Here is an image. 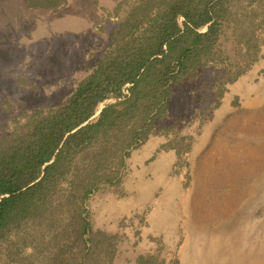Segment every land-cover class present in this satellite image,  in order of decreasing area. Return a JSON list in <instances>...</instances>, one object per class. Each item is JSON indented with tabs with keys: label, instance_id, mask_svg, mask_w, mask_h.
Listing matches in <instances>:
<instances>
[{
	"label": "trees",
	"instance_id": "trees-1",
	"mask_svg": "<svg viewBox=\"0 0 264 264\" xmlns=\"http://www.w3.org/2000/svg\"><path fill=\"white\" fill-rule=\"evenodd\" d=\"M34 1L50 9L65 2ZM112 16L106 46L65 101L24 112L0 136V264H113L116 235L93 229L88 199L121 182L177 88L208 70L207 118L260 58L264 0H120ZM180 140L183 147L170 146L178 159L193 144ZM134 264L166 261L157 251Z\"/></svg>",
	"mask_w": 264,
	"mask_h": 264
},
{
	"label": "rangeland",
	"instance_id": "rangeland-1",
	"mask_svg": "<svg viewBox=\"0 0 264 264\" xmlns=\"http://www.w3.org/2000/svg\"><path fill=\"white\" fill-rule=\"evenodd\" d=\"M29 1L37 3L0 0V136L16 119L23 121L24 112L65 101L90 70L91 56L106 46L120 0H65L56 9ZM261 40L260 58L227 85L221 112L204 113L214 99L205 70L176 89L158 132L131 151L140 160L130 154L121 182L88 199L93 229L116 235L113 264H134L138 254L157 251L166 264H264V34ZM207 121L210 133L225 132L227 141L223 167L211 152L216 171L209 183L193 172V161L207 156V143L199 155L183 153L171 168L168 153L157 161L163 144L175 150L170 146L186 142L181 136L195 141ZM167 126L175 127L164 133ZM138 188L148 194L139 198ZM137 205L142 208L134 210Z\"/></svg>",
	"mask_w": 264,
	"mask_h": 264
},
{
	"label": "crops",
	"instance_id": "crops-1",
	"mask_svg": "<svg viewBox=\"0 0 264 264\" xmlns=\"http://www.w3.org/2000/svg\"><path fill=\"white\" fill-rule=\"evenodd\" d=\"M227 91L223 94L222 98H221V104L214 110V113H219L222 111V109L224 108V106L226 105V103L224 104V98L226 97ZM224 101V102H223ZM223 103V104H222ZM225 111V109L223 110V112ZM224 116V115H223ZM217 119H219V122H223V120L225 119L224 117H222V114L220 117H217ZM214 120V119H213ZM210 121H207V125H205V127L203 128V131L201 132V134H199L198 138L196 137L195 141H193L192 147H191V153L194 155H196L195 152H198V155L200 154V150L203 149V147H205L206 143H207V156L202 157V162H199L198 164L196 163L197 161H193V172L195 173H201V176H206L207 178V182L209 183L210 181V175L212 173H214L216 171V167H215V163H212V158H211V152L214 151L215 152V157L218 155V163L220 162L221 167H223L225 165L224 161H225V157H224V151L226 150V139H225V132L221 133L220 132H215V133H210V126H212V124ZM150 139V138H148ZM147 139V140H148ZM146 142V141H145ZM163 143V142H162ZM144 144V143H143ZM142 144V145H143ZM141 145V146H142ZM165 149H160L159 151H156V156L159 160L157 161H162V160H166L167 154L168 153V157H173V160L170 161V168L172 166V162H174V160H176L177 158V154L175 150H168L166 147H163ZM143 152H147L146 150ZM163 153V154H162ZM147 155V153H145ZM140 154H132L131 156L132 161H136L139 162L140 157H138ZM155 157L154 154H152V156L148 159V161H150L151 158ZM146 156H143L142 161L147 162L145 160ZM164 178L166 177V173L168 171V165L165 163L164 164ZM197 175V174H196ZM196 177V176H195ZM196 179V178H195ZM209 184L207 185L206 188H209ZM136 194L139 198L145 197L146 194H148V192L146 194H143V192L140 190V188L137 189ZM141 206L143 207V204L141 203ZM140 205L134 206V210H138L140 208H142ZM137 207V209L135 208Z\"/></svg>",
	"mask_w": 264,
	"mask_h": 264
}]
</instances>
